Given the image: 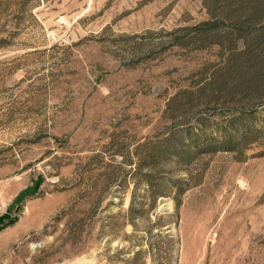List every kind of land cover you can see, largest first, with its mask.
Listing matches in <instances>:
<instances>
[{
  "label": "rangeland",
  "instance_id": "rangeland-1",
  "mask_svg": "<svg viewBox=\"0 0 264 264\" xmlns=\"http://www.w3.org/2000/svg\"><path fill=\"white\" fill-rule=\"evenodd\" d=\"M0 264H264V0H0Z\"/></svg>",
  "mask_w": 264,
  "mask_h": 264
}]
</instances>
